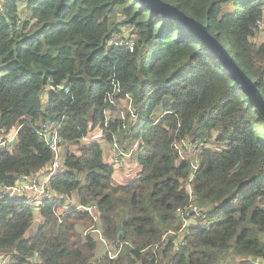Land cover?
Here are the masks:
<instances>
[{
	"label": "trees",
	"instance_id": "trees-1",
	"mask_svg": "<svg viewBox=\"0 0 264 264\" xmlns=\"http://www.w3.org/2000/svg\"><path fill=\"white\" fill-rule=\"evenodd\" d=\"M162 1L205 26L264 97L257 27L264 0ZM6 6L0 144L16 139L0 147V189L43 180L54 159L40 138L47 126L62 140L63 169L51 191L96 205L98 215L95 222L73 211L59 221L49 198L35 207L31 198L0 195V257L11 264H264V118L212 51L139 0ZM122 28L131 29L133 52L109 44ZM123 101L129 111L119 109ZM184 140L199 145L197 169L175 147ZM100 141L135 150L140 173L133 183L113 182ZM192 205L206 212L175 250L171 233ZM35 222L37 232L27 236ZM97 231L125 243L115 259Z\"/></svg>",
	"mask_w": 264,
	"mask_h": 264
},
{
	"label": "built area",
	"instance_id": "built-area-1",
	"mask_svg": "<svg viewBox=\"0 0 264 264\" xmlns=\"http://www.w3.org/2000/svg\"><path fill=\"white\" fill-rule=\"evenodd\" d=\"M6 4H7V0H0V14L5 13L6 8H7ZM257 27H258L259 32H264V16L262 17L261 20L258 21ZM128 35L130 36V40H131L130 42H125L121 38L117 37L118 36L117 34H115L112 37L109 44L113 46L114 48L126 49V50L133 52L135 48L134 41L132 40V36L130 34ZM51 89H53V87H51ZM40 138L44 141V143H46L49 146V148L54 154L53 162L45 169V172H44L45 177H43V180L40 182L37 178H31V177L23 178L17 184L16 190L14 192L10 190L7 193L8 191L7 189L1 188L0 195L4 196L7 194L8 196L10 195L13 196V194H15L16 192H19V193L25 194L27 198H31L29 191H35L36 195L31 198L30 204L34 205L36 203V204H40L41 206L42 201L44 199L46 198L51 199L52 202L54 203L55 212L59 218V221H61V219L65 215L69 214L70 212H73V211L81 212L83 210L85 213H88L96 222V212H97L96 205L91 204V205L82 206L78 204L74 208L72 207L69 208L68 207L69 203L71 202V200H73L72 198L70 199L69 197H66L63 194H55L54 192L51 191L49 182L52 176L62 171L63 169V163H62V157H61L62 140L58 134V130L53 131L51 130V128L47 126H43L42 129L40 130ZM15 139H16V136H13L10 140L2 142L0 144V147L2 149H6L10 144L15 142ZM179 145L182 148L187 147L188 145L194 146L196 149H198L199 147L198 144H191L188 141L186 142L184 140L181 143H178L175 145L176 149H178L180 153H181V150H180ZM113 149L115 152L114 159L117 161L121 160L125 156H128V154H126L123 150H121V148L119 147L117 143L113 145ZM181 156L183 157L182 153H181ZM185 159L187 158L183 157L182 161ZM194 177L195 176L192 175V177L190 178L189 183H188L189 185L194 180ZM33 187H37V189H33ZM200 211H201V214H200ZM201 215H202V210H200L197 205H192L190 208L180 212L179 218L182 224L181 230L178 233H171V235H175L178 237V239H176V241L174 242L175 250H179L180 246L185 245V242L183 240V233L188 231V229L191 228V226L195 223V219L199 218ZM97 232L99 233L101 242L104 244V246L107 249L109 257L111 259H115L119 255L121 250L123 249V246L125 243L119 239H117V241H115L114 243H111L110 241H108L106 238L103 237L101 232L99 231ZM0 264H11V263H9V261L7 260H4L3 255H1Z\"/></svg>",
	"mask_w": 264,
	"mask_h": 264
},
{
	"label": "water",
	"instance_id": "water-1",
	"mask_svg": "<svg viewBox=\"0 0 264 264\" xmlns=\"http://www.w3.org/2000/svg\"><path fill=\"white\" fill-rule=\"evenodd\" d=\"M139 1L150 9L151 14L159 13L166 20L173 21L180 28L187 29L190 34L198 37L203 42L204 46L212 51L213 56L219 59L230 78L241 88L250 103L264 118V97L257 83L247 76L240 66L234 62L221 44L207 32L205 26L185 15L177 7L162 0Z\"/></svg>",
	"mask_w": 264,
	"mask_h": 264
},
{
	"label": "rangeland",
	"instance_id": "rangeland-1",
	"mask_svg": "<svg viewBox=\"0 0 264 264\" xmlns=\"http://www.w3.org/2000/svg\"><path fill=\"white\" fill-rule=\"evenodd\" d=\"M225 7H228L229 10H232V8H233L232 4H228ZM20 18L25 21V20L29 19V16L27 13H26V15H25V13L24 14L21 13ZM120 31H121V34H118L117 37L121 38L125 42H130L131 40H130V36L128 34L131 33L130 32L131 29L130 28H128V29L122 28ZM260 34L261 35L258 39L259 45H261V43L264 41V32H260ZM132 40H133V37H132ZM47 93H48V91L45 93V95L43 97L44 103H46ZM118 107L122 111H125V110L129 111L130 110V108L128 107V105L125 101L120 102ZM112 116L113 115H109V117H112ZM114 116H119V114L116 113ZM122 117L123 116H121L120 118H122ZM115 143H117V141H115ZM127 143H129V142H127ZM100 144L103 146V150H104V161L107 164L112 165L115 168V174H114L113 182L116 185H120V186L121 185L125 186V185H129V184L133 183L137 179L138 174L140 173V168L138 167V164L136 162L135 150H133L131 153H129L128 156H125L124 158L121 159L123 162V166H120L117 164H121V162H116L114 159L115 152H114L113 147L108 148L104 141H100ZM119 147H120V145H119ZM179 147H180V150H181L183 157L187 158L189 161H191V163L195 166V168H198L199 162H200L199 150H198L199 147H198V149H196L194 146H191V145H188L187 147H183V148L179 145ZM211 148H217V146L214 144H211ZM71 151L74 153H77L78 146H72ZM112 159L115 161V163L112 161ZM33 189H37V187H33ZM33 192H35V191H33ZM30 196L32 198L34 195L31 194ZM16 197L17 198H27L25 194H22L19 192H16L12 196V198H16ZM72 201L73 200H71V202ZM34 206L38 207V206H40V204L35 203ZM199 209L201 210L202 208H199ZM81 212L84 214H88V213H85L83 210ZM205 212H206V209H202V215L205 214ZM200 214H201V211H200ZM97 215H98V213L96 212V217H97ZM202 215L199 218L195 219V223L192 226H196L199 224L200 219L203 218ZM37 227H38V225L35 222L31 231L27 234V236L31 237L32 235H35V233L37 232Z\"/></svg>",
	"mask_w": 264,
	"mask_h": 264
},
{
	"label": "crops",
	"instance_id": "crops-1",
	"mask_svg": "<svg viewBox=\"0 0 264 264\" xmlns=\"http://www.w3.org/2000/svg\"><path fill=\"white\" fill-rule=\"evenodd\" d=\"M31 194L35 196V195H36V192L30 191V195H31ZM72 199H73V201L70 202L69 205H71V204H73V205H77V203H78V199H77V197H76V196H73Z\"/></svg>",
	"mask_w": 264,
	"mask_h": 264
},
{
	"label": "clouds",
	"instance_id": "clouds-1",
	"mask_svg": "<svg viewBox=\"0 0 264 264\" xmlns=\"http://www.w3.org/2000/svg\"><path fill=\"white\" fill-rule=\"evenodd\" d=\"M191 177H192V176H191ZM191 177H190V178H191ZM191 227H192V226H191Z\"/></svg>",
	"mask_w": 264,
	"mask_h": 264
}]
</instances>
